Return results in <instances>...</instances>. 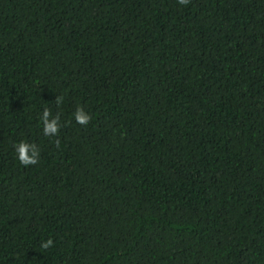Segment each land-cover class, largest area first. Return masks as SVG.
I'll list each match as a JSON object with an SVG mask.
<instances>
[{
  "label": "trees",
  "instance_id": "16d2710c",
  "mask_svg": "<svg viewBox=\"0 0 264 264\" xmlns=\"http://www.w3.org/2000/svg\"><path fill=\"white\" fill-rule=\"evenodd\" d=\"M0 264H264V0H0Z\"/></svg>",
  "mask_w": 264,
  "mask_h": 264
},
{
  "label": "clouds",
  "instance_id": "9594fccd",
  "mask_svg": "<svg viewBox=\"0 0 264 264\" xmlns=\"http://www.w3.org/2000/svg\"><path fill=\"white\" fill-rule=\"evenodd\" d=\"M190 3V0H178V4L187 6ZM63 102L62 96H56L55 103L59 106ZM75 121L82 125L87 126L91 121V115L85 111L82 106H78L73 113ZM42 123V131L45 136L52 137L58 136L61 123L60 116L56 114L53 116L50 109L45 108L40 116ZM57 145L59 141L56 142ZM16 156L21 165L28 167L34 166L39 163L40 158V148L35 143H29L27 141H20L14 145ZM54 245L53 239L49 238L46 241L41 243V248L47 250Z\"/></svg>",
  "mask_w": 264,
  "mask_h": 264
}]
</instances>
